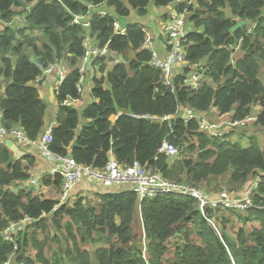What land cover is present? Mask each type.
Returning a JSON list of instances; mask_svg holds the SVG:
<instances>
[{"label":"trees","instance_id":"obj_1","mask_svg":"<svg viewBox=\"0 0 264 264\" xmlns=\"http://www.w3.org/2000/svg\"><path fill=\"white\" fill-rule=\"evenodd\" d=\"M175 1L0 0V126L21 129L31 142L40 141L48 106L31 85L50 64L64 60L70 72L56 91L59 107L49 145L53 154L94 169L104 168L112 154L122 166L139 162L169 182L199 189L227 175L226 182L235 187L258 179L253 208L208 210L222 227L219 233L189 197L163 195L139 203L136 194L122 186L97 193L100 205L95 208L84 194L87 183H82V191H74L54 211L62 177L41 170L34 174L40 156L11 162L13 153L4 144L0 232L25 216L32 221L14 243L0 237V264L15 245L14 264H264V148L254 139L244 147L230 140V131L222 139L210 138L199 131L198 121L186 122L182 113L214 109L219 119L241 121L259 109L256 124L264 126V0L182 4L179 11L187 10L192 30L186 35V59L175 73L173 90L163 85L162 71L142 48L141 24L131 23L117 36L113 15L94 16L88 26L73 22L105 3L124 17L131 11L144 16L150 5L162 8ZM242 19L247 25L231 32ZM17 20L24 21L19 29L13 24ZM86 39L107 46L120 60L109 55L94 61L93 102L78 111L60 104L81 98L78 65ZM171 48L167 46L168 52ZM195 65L204 67L198 91L183 85ZM178 109L181 115L170 123L154 120L173 117ZM165 139L178 148L174 159L157 154ZM34 177L57 198L36 193L28 184ZM16 187L20 189L14 191Z\"/></svg>","mask_w":264,"mask_h":264},{"label":"built area","instance_id":"obj_2","mask_svg":"<svg viewBox=\"0 0 264 264\" xmlns=\"http://www.w3.org/2000/svg\"><path fill=\"white\" fill-rule=\"evenodd\" d=\"M191 3L192 1H189L188 5ZM185 13L186 10H183L182 12H180L179 9L178 11H173L169 16V19L161 28L162 33L171 41L172 46L171 51L164 59H162L155 50L154 41L150 33L144 29L145 40L142 48L151 52V64L155 68L162 71L163 85L172 88V90L174 89L173 78L175 73L180 66L184 65L186 59L184 50V42L186 39ZM89 15L90 14L87 13L86 15L75 16L73 20L74 24L77 26H88L91 22V17L88 21H85V19ZM114 29L117 36H121L125 32V29H123L117 21L114 22ZM83 50V56L81 57L78 65L79 81L77 87L79 93L82 91L81 85L85 80L86 66L89 63H92L95 60H100L110 54L107 46L100 47L87 39L83 42ZM193 68L192 72L184 77L183 85L192 89V91H198L202 87L204 67L195 65ZM68 69L69 68L68 66L66 67V63L64 61L60 60L54 62L45 68L42 74L35 81L43 82L48 76L56 74L57 82L58 84H61L65 77L69 74ZM79 99L67 98L60 105L75 107ZM180 111L181 110L178 109L173 117L164 116L154 120L161 123H170L179 116ZM182 113H184L186 122H192L194 120L198 121V127L201 133L207 134L210 138L217 139L223 138L224 134H226V129L244 126L246 123L254 124L257 122V117L252 115L241 121H226L223 125L217 127L214 123H212L213 121L207 120V117L201 113L195 112L192 108L186 109ZM53 126L54 125L52 124L45 130L44 135L38 143L28 140L25 133L21 129H6L0 126V148L2 145L6 144L7 140H11L25 146L36 145L38 150L51 161L52 164L49 169V174L52 176L57 175L62 177L59 203L53 208L54 211L57 210L60 204L65 203L69 199L77 186L84 182L87 184L94 183L105 190H110L113 187L118 186H126L130 191L136 194L139 203H143V201L147 199H156L157 197L163 195L189 197L197 201L202 215L205 217L207 222L213 226L216 225L215 219L208 215V210L245 211L253 208L251 196L259 183L258 179H254L250 185L247 186L245 193H243L241 197H232L227 192H221L216 196L209 197L194 186L187 185L185 183L169 182L158 172L153 171L149 167L143 166L139 162H134L128 166H122L115 160L114 156L111 155L106 166L102 169L82 166L77 164L69 156L55 155L49 150V145L52 143ZM157 154L166 155L168 158L174 159L179 154V151L175 144L165 139L159 147ZM28 184L31 188H34L36 193H39L42 190L40 180L38 178H31ZM84 194L86 198L92 199L95 194V190L93 192L87 190ZM30 221L32 220H30L28 216H25L19 222H10L8 226L0 232V237L8 242L14 243L15 237L19 233L24 232ZM16 250L17 246L15 245L12 253L3 264H14L12 259Z\"/></svg>","mask_w":264,"mask_h":264},{"label":"crops","instance_id":"obj_3","mask_svg":"<svg viewBox=\"0 0 264 264\" xmlns=\"http://www.w3.org/2000/svg\"><path fill=\"white\" fill-rule=\"evenodd\" d=\"M189 1H192V3H193V0H189ZM175 4L176 5L174 7H172V8H170L167 12H164V10H162L161 12L156 13V15H157L155 17L156 22H155V20H153L152 21V26H150L149 29L145 27V29L152 36L153 41H154L153 42L154 43V48L158 52L159 56L162 59H164L165 56L168 55L169 52L167 50V46L168 45H171V41L162 33L161 28L164 25V23L169 19L170 14L173 11H178L179 7L182 4H184V3H183V0H177L175 2ZM102 6L103 5H100V6H97V7H91L89 9L90 14L101 13L100 14L101 16H106V15L112 16L113 15L115 21H117L123 29H126L127 28L128 25H122L116 19V15L113 13V11L109 7H108V10H104V9H102ZM164 9L166 10V7ZM17 23H18L19 26L22 27L24 21L23 20H17L13 24L16 26ZM2 28H3V25L0 24V30ZM109 55L112 56L113 54H109ZM112 57L116 61H117V59L120 60V57L118 55H113ZM93 63H91V66H90L89 70L86 71L87 72L86 79L89 78L94 83V78H95L94 77V73L96 72V70L94 68V64ZM66 67H67V65H66ZM182 68H184V67H182ZM177 71H178V69H177ZM31 86L34 87L39 92L40 97L45 102V104H47V106H48L47 107V113H46V121H47L46 122V129H47L48 127H50V125H52V124L54 125L55 124L54 122L56 120V113H57V110H58V107H59V105H58V103H57V101L55 99L56 91H57L58 86H59V84L57 82L56 74H52V75L48 76L46 78V80H44L43 82H36V81H34ZM92 87H91V90H92ZM91 90H90V102L88 104L91 103V99H92L91 98ZM79 101H80V99H79ZM77 105H78V103H77ZM77 105L75 106V108H77ZM86 106L83 109H85ZM258 112H260L259 109H256L255 110V114H253V115L254 116H257ZM210 113H212L213 115H215V118H218V113L214 109H211L208 113H202V114L205 117H208V114H210ZM222 119H224V118H220L219 120H222ZM249 126L250 127L252 126V129L251 128L250 129L244 128L245 130H242L241 129V126H240V127H235L236 129H233V130H231L232 128L226 129L225 132L227 133L228 131H230L229 132L230 134H228V135H230V140L240 142L244 147H249V145L251 144V142L253 140V139H251V137L252 136H255V135L257 136L258 133H259L258 130L260 128V126L257 125V124H253V125L250 124ZM257 138L259 139L258 140L259 146L261 147V144H263V146H264V142L260 143V138L259 137H257ZM13 143L18 147V149L20 151H22L23 153H25V156L24 157L29 156V155H33V156L39 158V156H40V158L38 159V161L35 163V168H33V170H32L34 174H37L40 170L41 171H47V172L49 171L52 163H51V161L46 156H44L38 150V148L36 147V145L25 146V145H22V144H19V143H15V142H13ZM110 155L113 156L112 154H110ZM32 176H35L36 177V175H32ZM84 184H86V183H83V185ZM113 188L114 189H122V188L124 189V187H122V186L113 187ZM14 189H20V188H17L16 187ZM112 189H110V190H112ZM87 190H90L91 192H93L95 190V194H97L99 192H102L103 193V192H106V191H110V190H105V189H103V188L95 185L94 183L87 184V186L84 189V192L87 191ZM245 190H246V187H245ZM41 191H42L41 193H45L46 196H51L54 199L57 198V195L56 194H53V192H50V188L42 187V190ZM74 191H75V193H77L78 191H82L81 185L78 186ZM75 193H73V194H75Z\"/></svg>","mask_w":264,"mask_h":264},{"label":"rangeland","instance_id":"obj_4","mask_svg":"<svg viewBox=\"0 0 264 264\" xmlns=\"http://www.w3.org/2000/svg\"><path fill=\"white\" fill-rule=\"evenodd\" d=\"M188 0H183V3H187ZM176 2V1H175ZM171 3L166 7V10L164 9L165 7L159 8V7H154L152 5H150L147 9V13L144 16H140L137 13H135L134 11H131L129 13L128 16H116V19L122 24V25H129L130 23H136V24H141L146 28H150V26H152V21L156 19L155 17L157 16L156 13L161 12L162 10H164V12H167L170 8L174 7L176 4ZM197 0H193V3H196ZM102 9L104 10H108V6L107 4H103ZM187 10L185 13V24H186V33H188L190 30H192V28L190 27V25H188L189 23V14H187ZM188 26V27H187ZM17 29L21 28V26H16ZM4 29V27H3ZM2 29V30H3ZM122 60V59H121ZM117 61H119V59H117ZM111 65H109L110 67ZM93 86V82L91 79L87 78L86 79V74H85V82L82 83L81 88H82V95L80 98V101L78 102L77 105V110L78 111H82L83 108L90 102V90L91 87ZM93 102V100L91 99V103ZM90 103V104H91ZM88 104V105H90ZM87 105V106H88ZM86 106V107H87ZM207 120H210L214 123L217 127H220L221 125L224 124V122L229 121L230 118H224L222 120H219L218 118H215V115H213L212 113L208 114V117L206 118ZM253 123H246L244 126H241L242 130H245L244 128H248V129H252V126L250 127L249 125ZM258 135L256 136H252L251 139H254L258 142V138H260V143L264 142V126H260L259 130H258ZM250 139V138H249ZM245 144V143H244ZM261 147L264 148L263 144H261ZM227 176H223L221 178H219L218 180H214V181H210L208 183H202L200 186L201 188L199 189L198 187H196L197 189L201 190L202 193H206L207 196L209 197H213L218 195L221 192H227L230 196H235L237 193L242 192L245 193V189L244 187H246V185H250V183L253 181H251L249 184L247 183L246 185H244L243 187H235L230 185L228 182H226V178ZM190 185V184H189ZM193 186V185H191ZM195 187V186H194ZM203 188V189H202ZM13 190L15 191V189L13 188ZM90 203L93 207L97 208L100 205L99 199L96 196V194L93 195L92 199L90 200ZM138 218V216H137ZM232 221H234V219H232ZM238 225V224H237ZM135 226V225H134ZM212 227L219 233H221V228L219 227V225L216 223V225H212ZM143 255L145 256V252H146V248L144 247L143 249ZM34 252L31 251V254H33ZM15 257V255H14ZM13 257V259H14ZM14 263V261H12Z\"/></svg>","mask_w":264,"mask_h":264},{"label":"water","instance_id":"obj_5","mask_svg":"<svg viewBox=\"0 0 264 264\" xmlns=\"http://www.w3.org/2000/svg\"><path fill=\"white\" fill-rule=\"evenodd\" d=\"M20 0H13L14 3H17ZM247 25V21L245 19H242L240 21H238L232 28H231V32H235L236 30L241 29L242 27ZM91 64L89 63L87 65V71L89 70ZM6 146L8 149H10L11 152H13V157L11 159V162H15L16 160L23 158L25 156V153H23L22 151H20L18 149V147L13 143V141L11 140H7L6 141Z\"/></svg>","mask_w":264,"mask_h":264},{"label":"clouds","instance_id":"obj_6","mask_svg":"<svg viewBox=\"0 0 264 264\" xmlns=\"http://www.w3.org/2000/svg\"><path fill=\"white\" fill-rule=\"evenodd\" d=\"M186 10V9H185ZM89 14H90V11L88 12ZM101 13H97V14H93L92 16H91V14H90V17H91V22H92V18H94V16H97V15H100ZM90 22V23H91ZM144 29H145V27H144ZM146 30V29H145ZM186 35H187V33H186ZM61 61H64V60H61ZM65 63H66V65L68 66V68H69V72H70V67H69V65H68V63L66 62V61H64ZM94 62V61H93ZM92 62V63H93ZM91 64V63H90ZM86 68H87V66H86ZM86 71H87V69H86ZM85 71V72H86ZM86 74V73H85ZM60 85V84H59ZM235 121H238V120H235ZM258 121V120H257ZM254 124H256V122L254 123Z\"/></svg>","mask_w":264,"mask_h":264}]
</instances>
